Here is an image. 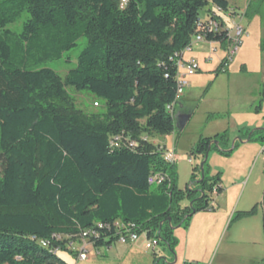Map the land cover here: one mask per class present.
Listing matches in <instances>:
<instances>
[{"label":"trees","instance_id":"16d2710c","mask_svg":"<svg viewBox=\"0 0 264 264\" xmlns=\"http://www.w3.org/2000/svg\"><path fill=\"white\" fill-rule=\"evenodd\" d=\"M210 4L228 7L225 0H0V264H66L50 249L74 254L68 246L84 232L99 235L94 247L111 246L120 227L174 255L173 230L218 209L212 195L222 188L219 174L208 177V148L228 157L240 141L263 147L264 128L238 130L232 151L228 130L200 138L184 190L175 164L148 142L174 132L177 63ZM24 15L19 34L8 29ZM80 39L85 46L64 78L43 67ZM67 88L102 102L104 112H82ZM150 176L163 181L149 185ZM261 208L264 231V194Z\"/></svg>","mask_w":264,"mask_h":264},{"label":"rangeland","instance_id":"374dc122","mask_svg":"<svg viewBox=\"0 0 264 264\" xmlns=\"http://www.w3.org/2000/svg\"><path fill=\"white\" fill-rule=\"evenodd\" d=\"M231 6L243 15L242 21H237L247 30V35L243 37V43L233 57L228 72L218 76L213 73L224 55L221 49H218L217 54L211 55L212 60L207 62H204V57L207 56H202L200 51L186 52L184 59L201 53L194 56L198 61L199 70L191 83L186 79L187 86L183 88L181 101L173 110L174 132L148 139L150 144L156 145L155 147L166 143L165 149L174 150L175 155L179 157L175 163L176 186L179 190H184L189 184L192 166L197 163L190 155L193 145L200 138L212 137L228 129L230 138L234 139L239 126L249 125V121L244 118L248 113H245L243 107L254 105L251 98H255L257 89L264 83V75L256 74L262 69L264 0H231ZM247 7L251 14L244 16L243 12ZM24 21L25 15L8 26V29L19 34ZM84 46L85 40L80 39L77 46L65 53L59 61L46 63L43 67L64 78L75 68V58ZM67 59L71 61L68 62ZM242 65L245 66L246 72H241ZM179 72L183 74L182 69H179ZM66 91L75 107L82 112H104L103 103L89 94L76 93L72 88H67ZM94 101L99 107L95 106ZM180 106H183V109ZM216 113L222 116L216 120L208 119ZM186 116L190 118L183 128H180L178 122ZM261 148L264 146L243 143L228 157L214 151L208 154V177H215L217 174L220 177L221 204L219 206V202L216 203L218 209L214 212L195 213L187 227L173 230V237L177 240L174 255H171L162 243L153 250H146V238L140 235L136 242L116 243L108 258L97 256L91 249H88V261L85 263L68 251H59L58 257L66 264H152L154 259H162L161 264H264L261 208L264 194V152ZM218 198V195L213 194L212 202ZM182 203L188 205L186 201ZM75 245L74 248H78L79 242Z\"/></svg>","mask_w":264,"mask_h":264},{"label":"built area","instance_id":"2783aa9c","mask_svg":"<svg viewBox=\"0 0 264 264\" xmlns=\"http://www.w3.org/2000/svg\"><path fill=\"white\" fill-rule=\"evenodd\" d=\"M203 15L198 18L197 25L199 32L193 36L190 45L184 52H190L193 46H198L199 44L209 43V44H222L225 47V57L220 65V72L224 73L226 68L232 62L233 56L237 54L241 44L242 39L245 36V30L241 26V24L237 20H241V15L237 13L234 9L227 7L224 11L220 6L215 4H210L203 10ZM207 35L218 36L222 39L221 42H211L206 40ZM183 52V53H184ZM183 55V54H182ZM182 55L180 60L177 63L178 66V89L176 93V102L179 100L182 95L183 88L187 86L186 79L195 75L198 71L199 67L197 62L194 59H190L186 62L182 61ZM210 60V59H209ZM179 69H182L183 74L181 75ZM175 103L169 108V112L172 113V109ZM95 106H97L95 104ZM147 140V139H144ZM118 141V139H115ZM129 147H134V142L128 143ZM158 150H162L163 152V160L169 164H175L176 156L173 150H163L161 146H157ZM163 181L162 177L150 176L147 179V183L149 185H159ZM215 194V193H213ZM117 227V225H116ZM123 233L119 235L118 242L121 243H133L136 242L139 238L136 234L132 233L129 228H121ZM121 231L118 230V234ZM99 235L95 232H84L81 235L80 242L78 248H74L76 245L74 243H70L68 246L69 251L73 252L78 260L85 261L87 259L89 250L93 249L97 255L100 254V249L103 247H94V243L99 239ZM158 245V241L156 239L146 240L145 249L153 250ZM42 247H47L48 244L45 242H41ZM53 254H57L58 249H50Z\"/></svg>","mask_w":264,"mask_h":264},{"label":"crops","instance_id":"0c3cea01","mask_svg":"<svg viewBox=\"0 0 264 264\" xmlns=\"http://www.w3.org/2000/svg\"><path fill=\"white\" fill-rule=\"evenodd\" d=\"M227 3H228V7H231L232 9H233V7L231 6V0H225ZM248 8V7H247ZM246 8V9H247ZM246 9L244 10V16H245V12H246ZM242 18H243V15H241V21H242ZM247 30H245V35H247ZM245 37V36H244ZM242 43H243V40H242ZM242 45V44H241ZM218 49H221L223 52H224V55L221 57V59H220V63L218 64V66L216 67V69H215V71H213V73L215 74V76H218V75H220V74H226L227 72H228V69H229V67H230V65L232 64V62H233V59H232V62L230 63V65L226 68V70H225V72L224 73H222V72H220V73H218V74H216V71H217V69L219 68V66L221 65V62L223 61V59H224V57H225V50H224V46L222 45V44H209V43H203V44H199L198 46H193V48H192V50L190 51V52H187V53H193V51L194 50H196L197 52H202V56H207V58L206 57H204V62H207V61H211L212 60V56L211 55H214V54H217V52H218ZM185 53L186 52H184L183 53V55H182V61L183 62H186V61H188V60H190V59H194L195 60V58H194V56L195 55H198L199 56V54H201V53H196L195 55H192V56H189L187 59H184V56H185ZM261 58H262V69L261 70H259V72L258 73H256L257 75H261V74H263L264 75V51H261ZM210 59V60H209ZM196 61V60H195ZM197 62V64H198V61H196ZM198 67H199V65H198ZM199 70V69H198ZM241 72H246V68H245V66L244 65H242V67H241ZM195 77V75L194 76H192V78H187V79H189V83H191V81H192V79ZM201 77V76H200ZM205 78H210V76H205ZM216 79H217V77H216ZM207 90V89H206ZM254 90H256V89H254ZM262 99L263 100V103H262V106H261V109H260V113L259 114H255L254 112H253V109L255 108V106H256V103H257V101L259 100V99ZM251 102L254 104L252 107L251 106H249V108H247V106L246 107H243V110L245 111V113H248V115H245V119L247 120V121H249V125L248 126H243V125H241V126H239L238 128H237V130H236V135H235V138L234 139H237V132H238V130H240V129H243V128H246V129H259V128H264V83H262V85L261 86H259V88L257 89V94H256V96H255V98H251ZM180 101H181V98H179V100L177 101V103H176V105L174 106V108L177 106V105H179V103H180ZM174 108H173V110H174ZM180 108H182L183 109V106H180ZM213 115H219V116H222L221 114H212V115H210V116H213ZM190 118V117H189ZM218 118H220V117H218ZM213 120H216V119H213ZM225 131V130H224ZM228 133H229V138H230V132H229V129H228ZM213 137V136H212ZM208 138H210V137H208ZM167 138H165V140H166ZM234 139H231L230 138V142H232ZM154 143V142H153ZM243 144V143H242ZM156 146V145H155ZM158 146H161L162 148H163V150H167V149H165L166 148V143H162V144H159ZM252 147H255V146H252ZM254 149V148H253ZM262 150H264V148H261V151ZM173 152H174V154H175V151L173 150ZM262 152H264V151H262ZM176 156V155H175ZM179 160V157L178 156H176V162ZM190 161V160H189ZM175 162V163H176ZM218 200H213V203L215 204V205H217L216 203H218L219 202V206H220V202H221V199H222V196H219L218 195ZM180 206H181V208H183L184 206H187V204L186 203H181L180 204ZM118 243V242H117ZM114 245H116V243H114V244H112L111 246H108V247H103V248H101L100 249V254L99 255H97L96 254V252L93 250V249H91V251L93 250L94 252H95V254L97 255V256H100V257H102V258H108V256H110V253L113 251V246ZM89 254V253H88ZM88 261V256H87V259L85 260V261H83L84 263L85 262H87Z\"/></svg>","mask_w":264,"mask_h":264},{"label":"water","instance_id":"95a60500","mask_svg":"<svg viewBox=\"0 0 264 264\" xmlns=\"http://www.w3.org/2000/svg\"><path fill=\"white\" fill-rule=\"evenodd\" d=\"M174 120V119H173ZM189 120V116H186V117H183V118H180L179 122H178V125L180 128H183V126L186 124V122ZM174 126H175V122H174ZM238 139H234L232 142H231V146H230V149L229 151H232L233 150V146H234V143L237 142ZM241 143H246L245 142H242L240 141ZM212 145L216 146L217 147V143L216 142H212ZM209 151H210V147L208 148L206 154H205V158H204V161L207 160L208 158V154H209ZM202 168H203V163L200 164V172H201V177H200V182L203 180V171H202Z\"/></svg>","mask_w":264,"mask_h":264},{"label":"bare ground","instance_id":"6f19581e","mask_svg":"<svg viewBox=\"0 0 264 264\" xmlns=\"http://www.w3.org/2000/svg\"><path fill=\"white\" fill-rule=\"evenodd\" d=\"M230 8H231V7H230ZM237 13H238V12H237ZM224 50H225V47H224ZM234 56H235V55H234ZM234 56H233V57H234ZM175 105H176V103H175ZM175 105H174V106H175ZM173 108H174V107H173ZM171 114L173 115V109H172V113H171ZM262 151H264V150H262ZM157 246H158V245H157ZM99 247H101V246H99ZM102 247H103V246H102Z\"/></svg>","mask_w":264,"mask_h":264}]
</instances>
